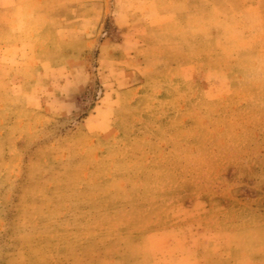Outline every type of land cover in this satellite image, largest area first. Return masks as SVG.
<instances>
[{
	"label": "rangeland",
	"instance_id": "rangeland-1",
	"mask_svg": "<svg viewBox=\"0 0 264 264\" xmlns=\"http://www.w3.org/2000/svg\"><path fill=\"white\" fill-rule=\"evenodd\" d=\"M0 264H264V0H0Z\"/></svg>",
	"mask_w": 264,
	"mask_h": 264
}]
</instances>
